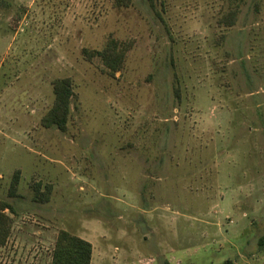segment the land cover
Segmentation results:
<instances>
[{"label": "rangeland", "instance_id": "374dc122", "mask_svg": "<svg viewBox=\"0 0 264 264\" xmlns=\"http://www.w3.org/2000/svg\"><path fill=\"white\" fill-rule=\"evenodd\" d=\"M110 39L114 76L84 53ZM0 201V264H50L60 230L91 264H264V0H0Z\"/></svg>", "mask_w": 264, "mask_h": 264}, {"label": "trees", "instance_id": "16d2710c", "mask_svg": "<svg viewBox=\"0 0 264 264\" xmlns=\"http://www.w3.org/2000/svg\"><path fill=\"white\" fill-rule=\"evenodd\" d=\"M150 7H154V0H146ZM117 7H128L131 0H114ZM236 9L230 10L223 15L219 23L225 26H232L236 21ZM126 47H123L115 40H108L107 44L101 51H84L87 59L99 57L106 68L107 72L114 76L115 73L121 72L125 62ZM52 91L54 95L53 103L48 113L42 118L41 125L44 128L55 127L64 132L70 116V104L73 97L72 83L69 78L56 79L52 82ZM20 171L16 170L12 175L8 195L17 197L16 189L20 179ZM34 199L36 202H47L49 200L52 186L46 184L42 186L36 182L32 186ZM5 211L14 214L10 204L0 201V245L6 244L12 228V218ZM264 246V240L261 241ZM92 245L79 237L71 235L67 231L60 230L54 242L50 264H91ZM221 264H234L232 260L227 259Z\"/></svg>", "mask_w": 264, "mask_h": 264}, {"label": "crops", "instance_id": "0c3cea01", "mask_svg": "<svg viewBox=\"0 0 264 264\" xmlns=\"http://www.w3.org/2000/svg\"><path fill=\"white\" fill-rule=\"evenodd\" d=\"M5 245H6V244H5ZM5 245H3V246H5ZM3 246L0 245V247H3Z\"/></svg>", "mask_w": 264, "mask_h": 264}]
</instances>
